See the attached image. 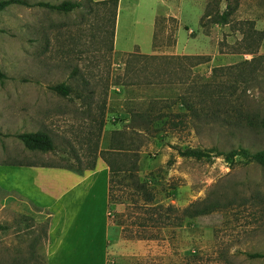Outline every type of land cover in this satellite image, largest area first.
I'll use <instances>...</instances> for the list:
<instances>
[{"label": "rangeland", "instance_id": "obj_1", "mask_svg": "<svg viewBox=\"0 0 264 264\" xmlns=\"http://www.w3.org/2000/svg\"><path fill=\"white\" fill-rule=\"evenodd\" d=\"M70 1L82 7L60 12L11 5L0 11L5 75L0 80V228H7L0 229V264H45L49 243L41 228L50 219L39 208L45 193L34 184L45 185V168L51 166L84 175L101 159L100 151L111 149L113 136L125 142L119 146L120 163L127 148L137 153L139 179L154 200L143 201L125 185L127 178L116 183L121 202L107 201L104 264H264V258L248 257L264 254V168L238 156L229 164L218 154L238 147L264 149L262 131L188 115L181 129L147 133L132 121L152 101H158L156 112L167 116L187 113L183 98L189 97L192 81L239 82L234 101L262 113L264 0H119L112 37L109 8ZM228 4L236 5L229 24H214L209 17L201 21L206 10L221 13ZM156 16L175 17L176 23L165 20L154 28ZM248 29L261 33L253 52L246 50ZM169 36L173 44L167 43ZM184 55L209 59L182 72L177 63L161 68L143 57ZM214 69L220 76L214 78ZM242 72L248 75L244 83ZM147 79L154 82L146 84ZM62 83L70 89L67 96L51 89ZM37 131L50 135L53 151L29 150L16 137ZM186 148L215 151L196 160L178 153ZM101 176L103 181L105 172ZM22 189L40 199L33 205ZM203 200L231 202L180 225L173 220L145 224L157 216L152 212L157 205L182 209ZM143 235L150 237L138 239ZM96 264H103L101 255Z\"/></svg>", "mask_w": 264, "mask_h": 264}, {"label": "trees", "instance_id": "obj_2", "mask_svg": "<svg viewBox=\"0 0 264 264\" xmlns=\"http://www.w3.org/2000/svg\"><path fill=\"white\" fill-rule=\"evenodd\" d=\"M90 3H95L98 5H103L104 7L109 8L110 14L109 19L111 22V37L114 35V28L117 17V7L118 0H100L93 1L89 0ZM11 5H23L26 7H44L51 10H56L60 12H70L76 8L82 7V4L79 1H70L64 0L60 3L53 4L44 1L37 2H29L27 0H0V11H3L7 7ZM236 9V5L228 4L226 9L221 13L211 14L208 10H206L201 17L204 19L205 17H209L212 23L217 25H227L230 23V16ZM171 21L176 23L175 17L164 18L162 16H156L154 22V28H156L159 22L162 21ZM188 30V27H184ZM247 37L248 42L246 46L247 52H253V46L258 45L261 40V33L255 32L248 29ZM255 35H253V34ZM156 32L153 33V47L158 46L156 42ZM167 43L173 44L174 40L169 36L167 39ZM144 59L153 60L152 62H157V65L161 68H165L170 66L173 63H177L182 70L191 71V67L200 64L202 62L207 61L209 58L206 56H193V55H184V56H143ZM185 62V63H184ZM188 65V66H186ZM190 68V69H189ZM168 69V68H167ZM158 77L161 73L156 71ZM162 72H166L165 69ZM220 76L218 74V70L214 69V78L215 76ZM162 75V74H161ZM169 75V73H168ZM4 74L0 71V80L4 78ZM248 75L243 73L240 75V82L244 83L248 81ZM154 81L146 80V84H151ZM163 82L162 79L158 82ZM239 82H233L230 85L224 84L222 82H196L192 81V84L189 85L187 94L189 97L183 98V104L187 113L183 114H169L168 116L161 112H156V104L158 101H152L150 106L144 111L137 113L133 116L132 121L138 124V127L141 128L144 132H150L152 129L159 130L160 128H170V129H181L185 127V117L188 115L196 118L197 120H204L208 124H212L217 122L218 120H222L227 126H232L234 128L240 129H259L262 131L264 135V110L262 113H258L256 111L247 109L242 104H237L234 101V94L238 90ZM51 89L56 91L62 96H67L70 92V89L62 84H58L52 86ZM191 96V97H190ZM220 120V121H221ZM158 124H160L158 126ZM99 129L101 128V122L98 124ZM20 141L24 144V146L29 150H39L42 152H49L55 149V145L53 143L50 135L44 131L37 132H24L20 133L16 136ZM129 144H132V138L129 137ZM125 143L121 141H117L115 136L112 137V147L106 151H100L99 156L102 161L108 167V191H107V201L108 204L121 202V198L119 195L115 194L114 190L116 188V183L121 182V179H129V183L125 184L127 186H131L134 189L136 195L142 198L145 202H152L154 200L153 194L147 188L145 182H141L138 176V166H137V153L133 151L131 148H127V154L124 155L125 161L120 163V152L121 147L120 144ZM215 149L203 150L201 148H186L185 150H179L178 153L186 158H193L196 160H201L206 157H210L211 153L214 152ZM218 154L222 155L225 161L229 164L234 162L235 157H240L245 159L246 162H254L261 167L264 168V149L257 150L251 152L248 148L238 147L235 149H231L229 151L219 152ZM96 155L94 158L97 157ZM29 166V165H27ZM54 167V166H51ZM95 168V161L92 162L91 165L85 168V170H93ZM79 174H81V170H76ZM101 173L97 172L99 175V180L101 181ZM97 175V176H98ZM118 178V180L116 179ZM231 201L224 200L223 202L220 200L213 201H199L192 202L186 207L179 209L174 206L168 205L166 207L162 205H157L152 209L153 213H156L157 216L155 218H150L146 220L145 224H153V226L164 225L169 223L170 220L175 221L177 224H181L184 219L194 218L202 215H207L212 213L213 211H217L221 208H225L230 204ZM178 212V214H177ZM176 213V215H174ZM49 225L50 220L45 222V228H41V234L43 239L47 244L49 243ZM1 227V226H0ZM7 229V228H0ZM150 237V236H149ZM145 235L138 237V239L149 238ZM250 258H264L263 253H250L248 254ZM45 264H48L47 258Z\"/></svg>", "mask_w": 264, "mask_h": 264}, {"label": "crops", "instance_id": "obj_3", "mask_svg": "<svg viewBox=\"0 0 264 264\" xmlns=\"http://www.w3.org/2000/svg\"><path fill=\"white\" fill-rule=\"evenodd\" d=\"M102 163L98 159L84 175L46 167L45 185L34 184L39 193H45V205L39 208H45L50 219L48 264H96L100 255L104 264L108 167ZM100 170L105 172L103 181L96 174ZM21 191L33 205L40 199L32 197L29 189Z\"/></svg>", "mask_w": 264, "mask_h": 264}]
</instances>
